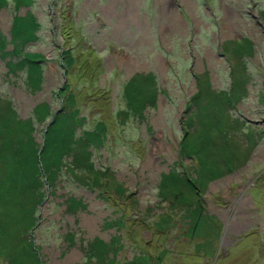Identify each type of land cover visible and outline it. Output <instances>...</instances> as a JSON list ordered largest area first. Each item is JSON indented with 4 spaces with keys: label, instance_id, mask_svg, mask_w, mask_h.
Masks as SVG:
<instances>
[{
    "label": "rangeland",
    "instance_id": "rangeland-1",
    "mask_svg": "<svg viewBox=\"0 0 264 264\" xmlns=\"http://www.w3.org/2000/svg\"><path fill=\"white\" fill-rule=\"evenodd\" d=\"M263 77L264 0H0V264H264Z\"/></svg>",
    "mask_w": 264,
    "mask_h": 264
},
{
    "label": "trees",
    "instance_id": "trees-1",
    "mask_svg": "<svg viewBox=\"0 0 264 264\" xmlns=\"http://www.w3.org/2000/svg\"><path fill=\"white\" fill-rule=\"evenodd\" d=\"M61 35L64 37L65 32H62ZM65 39H67L66 44L69 43L71 46L75 45V43L77 42L76 40L70 39L68 37H65ZM40 40L41 39H39V41ZM70 45H67V48L69 49V53H71V55L73 56L74 55V50L69 48ZM248 63H249V61L245 63V71H246V73L248 74V76L250 78V73L248 71ZM262 83H263L262 87L264 88V77H263ZM263 94H264V91H263V93L261 95H263ZM116 96H117L116 104H117V102L119 104L117 105L116 110L114 111L113 114L118 113V112L120 113L124 109V103L125 102H124V90H123V87H121L120 93L118 92L116 94ZM254 97H255V95H254ZM85 105H86V108L84 109L86 111V114L84 115L85 124H84V126L82 128V131H89V133H90V132L94 131L95 126H97L101 121H99L98 118L90 119L88 117L87 112L89 113L90 110L88 108L90 107V109H91V107H93V106H90V104H85ZM257 116H259L260 118H264V110L258 111ZM235 117H236V115H234V118ZM93 122H94V125H93ZM261 123H262L261 126L263 127V130H264V119H262ZM50 124L47 125L45 127V129L43 130V132H42L43 135H42V143H41L40 148L36 149V150H31L32 159L29 160V161H25L24 160L22 162L24 165H26V170L25 171H21L20 172V176L23 179H25L27 181V183L29 184V185H25L24 184V187H22V193H25L27 188L30 190V193H31L32 188H35L37 190L35 192V196L39 197L38 200L36 201V204H34V209L32 211V217L31 218L35 217L36 212L39 210L38 206L41 203L44 202L43 199L45 197V193L47 192L48 183L46 182L47 179H46L45 174H43V173H45V171L43 170V163L42 162H43V157L50 150H45V149L47 147H50V145L52 143H54V142H51V139L53 140L54 137H56V139L61 138L60 140L62 141L63 139L64 140L66 139L67 135L69 136L68 133L66 134V132L62 131V127L58 126L57 123H56V129H55L56 134H52L50 129H49L50 128ZM70 134L73 135L72 132ZM84 135L85 134H83L80 131H77V133L74 132V136H73L72 140L74 139V141H76L78 143V141H81V139L83 138ZM181 138H184V135H182ZM110 144H111V142H109V140H108L107 144L104 143V148L109 147ZM60 145H63V143H60ZM70 145L71 144H69L68 146H70ZM25 158L27 160L28 157L26 156ZM19 177L17 179L18 181H19ZM182 177H185L184 173L182 174ZM34 182L37 183V186H35ZM6 209H10V208H6ZM0 210L3 211L2 208H0ZM11 211L14 213V211L12 209H11ZM18 215H20V213L19 214H14V217H13L12 221L10 222V224H8V225L6 224L7 225L6 227H0V244H2V245L4 244V247H3L2 250L3 251L7 250V251H5V253H8V248L10 247V244H8L6 241H8L9 239L12 238V234H13L14 242L16 241L17 245H23V242L19 241L18 238L16 239L17 235H15L14 233L18 232V234H19L21 231H26L27 232L29 230L28 229V220H26L25 218L21 219V217L19 218ZM30 242H32L34 244L32 239L30 240ZM24 250H29V249L28 248H24ZM30 254H31V252H29V251L25 252V255L30 256ZM26 258L28 259L27 256H26ZM18 263L19 264H25V261H24L23 258H18ZM28 263L29 262H27V264ZM157 263H160V258H158Z\"/></svg>",
    "mask_w": 264,
    "mask_h": 264
},
{
    "label": "crops",
    "instance_id": "crops-1",
    "mask_svg": "<svg viewBox=\"0 0 264 264\" xmlns=\"http://www.w3.org/2000/svg\"><path fill=\"white\" fill-rule=\"evenodd\" d=\"M15 258H17V257H15ZM159 264V263H158Z\"/></svg>",
    "mask_w": 264,
    "mask_h": 264
}]
</instances>
